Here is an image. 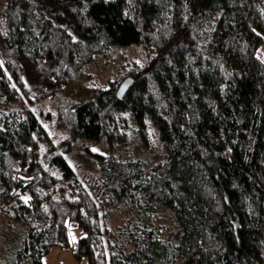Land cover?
I'll return each mask as SVG.
<instances>
[{"label": "trees", "instance_id": "trees-1", "mask_svg": "<svg viewBox=\"0 0 264 264\" xmlns=\"http://www.w3.org/2000/svg\"><path fill=\"white\" fill-rule=\"evenodd\" d=\"M4 1L0 215L24 230L11 263L42 264L51 247L72 245L89 264H264V0H37L40 12ZM113 44H140L147 57L107 87L67 95ZM9 53L28 62L32 88ZM54 97L55 126L81 141L93 170L55 152L50 115L34 107ZM124 112L142 138L152 123L164 160L90 149L102 133L112 148L122 141ZM114 209L123 215L112 229ZM69 226L81 231L72 244Z\"/></svg>", "mask_w": 264, "mask_h": 264}, {"label": "rangeland", "instance_id": "rangeland-1", "mask_svg": "<svg viewBox=\"0 0 264 264\" xmlns=\"http://www.w3.org/2000/svg\"><path fill=\"white\" fill-rule=\"evenodd\" d=\"M4 2V0H0V10ZM29 5H33L35 11H45L43 5L37 0H27L24 6L28 7ZM51 8V10L47 9L50 12L46 14L75 37L76 34L72 31L66 15L58 9ZM0 47H3L1 42ZM258 51L264 55V40L260 43ZM9 55L15 59L17 66H19V74L24 85L32 88L36 84L37 79L28 65V62L21 57H17L13 53H9ZM146 57L147 53L142 49L140 44H129V46L113 44L86 64L78 78L68 85L69 87L65 93L74 97L76 94L80 95L84 87L86 89H94L98 86L107 87L108 80L118 77L123 67L128 66L131 61L140 62ZM57 104V97H54V99L51 98L39 101L34 107L41 110L42 115L48 112L51 118L55 113ZM123 115L126 117V120L121 119L118 121L119 125L125 128L121 135L122 141L119 142L116 147L112 148L110 147L105 133H102L100 140L90 143V149L100 153H110L113 149L119 157H123V155L127 153L144 162H149L150 164H155L156 162L164 160L167 145L160 141L155 129L152 127V123L149 120L145 122L148 131L146 132L145 138H142L135 126V122L131 120V116H129L127 112H124ZM51 119L45 121L47 130H49L51 136V141L54 143L59 140L61 141L58 143L55 152L64 154L74 169L81 168L85 171L93 170V162L84 151H82L81 141L73 139L67 140L68 138L66 139L62 130L58 129L55 126V121ZM121 215H123V211L116 212L115 209L113 210L109 225L112 229H115V225L119 223ZM68 228L69 239L72 244L78 239L81 231L77 227L69 226ZM23 231V227L20 223L13 222L0 215V264H12L10 250L16 246L17 239ZM71 249L72 245L67 250L51 247L49 250L50 252L42 257L41 262L42 264H89L85 256L81 259H76ZM180 264H182V262Z\"/></svg>", "mask_w": 264, "mask_h": 264}, {"label": "water", "instance_id": "water-1", "mask_svg": "<svg viewBox=\"0 0 264 264\" xmlns=\"http://www.w3.org/2000/svg\"><path fill=\"white\" fill-rule=\"evenodd\" d=\"M132 81H133L132 78L128 77V78L123 79L120 82V84H119V86H118V88L116 90V93H115V94H117L118 98H120L123 95H125L124 93L130 88V85L132 84Z\"/></svg>", "mask_w": 264, "mask_h": 264}]
</instances>
